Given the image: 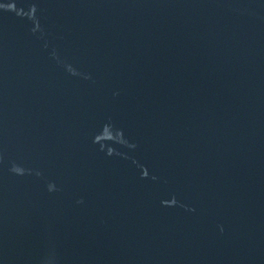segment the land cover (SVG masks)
<instances>
[{"label":"water","instance_id":"obj_1","mask_svg":"<svg viewBox=\"0 0 264 264\" xmlns=\"http://www.w3.org/2000/svg\"><path fill=\"white\" fill-rule=\"evenodd\" d=\"M0 264H264V0H0Z\"/></svg>","mask_w":264,"mask_h":264}]
</instances>
